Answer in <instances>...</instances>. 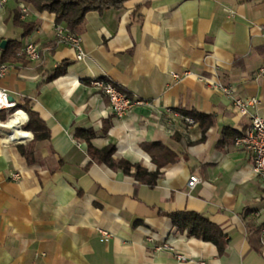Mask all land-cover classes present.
I'll return each instance as SVG.
<instances>
[{
  "label": "crops",
  "instance_id": "crops-1",
  "mask_svg": "<svg viewBox=\"0 0 264 264\" xmlns=\"http://www.w3.org/2000/svg\"><path fill=\"white\" fill-rule=\"evenodd\" d=\"M14 11L31 25L25 35L13 23ZM263 25L264 0H127L121 9L86 13L77 59L73 46L58 42L55 26L66 28L54 14L7 0L0 7V42L19 45L13 58L0 61L9 65L0 87L17 110L0 112V264H264V187L245 149L232 139L217 146L223 128L242 134L249 121L212 85L258 98L256 113L264 118V76L257 75L264 67ZM27 43L38 47V60L25 57ZM62 62L66 73L47 81ZM184 70L192 74L172 78ZM101 78L144 103L115 118L91 85ZM26 99L47 139L33 141L25 127L28 114L18 105ZM180 110L209 114L213 123L202 132L198 120L184 115L194 121L188 124L170 112ZM76 128L94 133L95 148L114 145V160L148 171L156 164L143 142H162L178 158L148 186L92 161ZM30 144L28 162L17 146ZM16 171L21 176L13 180ZM192 175L198 182L188 187ZM176 211L218 225L228 239L224 253L179 231L168 216ZM99 229L111 233L107 242ZM163 242L172 250L155 249Z\"/></svg>",
  "mask_w": 264,
  "mask_h": 264
},
{
  "label": "trees",
  "instance_id": "trees-1",
  "mask_svg": "<svg viewBox=\"0 0 264 264\" xmlns=\"http://www.w3.org/2000/svg\"><path fill=\"white\" fill-rule=\"evenodd\" d=\"M31 4L37 11H47L54 14L55 22L62 24L66 30L71 34H77L84 23L85 15L88 11L102 12L109 8L121 9L127 0H22ZM13 23L23 28V35L29 32L31 25L20 20V15L14 11ZM19 42L10 40L5 49L1 50L0 61H6L14 57L15 47ZM66 73V63L62 62L51 70V74L46 78L47 81L64 75ZM30 101L25 100L23 104L18 105L24 108L28 114V121L25 127L32 131L33 141L47 139L49 131L43 121L31 109ZM181 111V110H180ZM183 115H190L195 120H198L202 132L213 123L212 116L209 114H202L196 111L191 113L181 111ZM240 133L229 129H222V137L217 142V146H221L229 139L234 140ZM74 136L82 138L87 143V153L92 161L104 163L110 168L120 169L123 173L131 175L136 181L144 183L148 186H154L159 175V169L169 163L177 160L178 156L169 149L165 144L159 141L143 142L141 147L151 157V160L156 164V170L148 171L139 163H131L125 159L114 160L112 153L114 152V145L109 144L100 149L92 146L90 140L94 137L91 130L75 129ZM18 151L25 157L28 162L33 160L32 145L26 147L22 145L17 146ZM172 224L179 230L185 231L188 236L201 238L204 241L213 243L219 255L225 251L228 239L226 233L209 219L202 216L200 213L192 211H176L168 213Z\"/></svg>",
  "mask_w": 264,
  "mask_h": 264
},
{
  "label": "built area",
  "instance_id": "built-area-1",
  "mask_svg": "<svg viewBox=\"0 0 264 264\" xmlns=\"http://www.w3.org/2000/svg\"><path fill=\"white\" fill-rule=\"evenodd\" d=\"M7 0H0V7H2ZM22 11L25 9L22 7ZM56 37L58 42L68 44L76 49V58L82 59L83 51L80 47V37L78 34H71L60 26H55ZM264 31V25H263ZM25 57L29 60H38L40 53L38 47L34 43H27L23 48ZM9 68L6 63L0 64V76H2ZM189 70H184L181 73L171 72L172 78L180 80L184 77L191 75ZM258 76H264V67L259 68L257 72ZM203 79V77H200ZM91 85L94 86L101 94H103L108 102V107L115 118H123L128 115L133 107L137 104L144 103V101L128 96L123 92L120 87L114 81L101 78L91 81ZM213 87L221 91L231 99V106L239 117L247 118L249 121L248 127L239 136L235 137L234 145L245 149L252 158L253 171L256 177L259 179L260 184L264 187V118L256 113V108L259 104V99L256 97H240L238 96L231 86L222 85L219 82H214ZM7 111L9 116L15 115V103L9 101L8 91L0 87V112ZM175 117H179L185 123L192 124L194 121L188 116H184L177 111H170ZM21 173L16 171L10 174V178L13 180L19 179ZM198 182V178L194 175L190 176L187 181L188 187H193ZM100 240L107 242L111 233L104 229H99ZM264 231V230H263ZM157 250L169 249L172 250L171 244L163 242L161 245L155 247ZM176 259L179 261L185 260V257L176 253ZM202 263V262H201Z\"/></svg>",
  "mask_w": 264,
  "mask_h": 264
},
{
  "label": "water",
  "instance_id": "water-1",
  "mask_svg": "<svg viewBox=\"0 0 264 264\" xmlns=\"http://www.w3.org/2000/svg\"><path fill=\"white\" fill-rule=\"evenodd\" d=\"M6 44H7V40L3 39L0 42V48L4 49L6 47ZM9 101H13V98L11 96H9Z\"/></svg>",
  "mask_w": 264,
  "mask_h": 264
},
{
  "label": "bare ground",
  "instance_id": "bare-ground-1",
  "mask_svg": "<svg viewBox=\"0 0 264 264\" xmlns=\"http://www.w3.org/2000/svg\"><path fill=\"white\" fill-rule=\"evenodd\" d=\"M14 124H15V122H11V121H9V122L7 123V125H8V126H11V127H12Z\"/></svg>",
  "mask_w": 264,
  "mask_h": 264
}]
</instances>
